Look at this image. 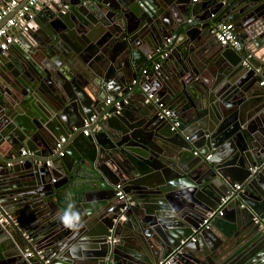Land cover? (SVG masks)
I'll return each mask as SVG.
<instances>
[{
    "label": "water",
    "instance_id": "obj_1",
    "mask_svg": "<svg viewBox=\"0 0 264 264\" xmlns=\"http://www.w3.org/2000/svg\"><path fill=\"white\" fill-rule=\"evenodd\" d=\"M37 16L0 79V116L27 113L34 134L0 131V264H264V0H65ZM221 21L244 48L217 43L218 75L192 86Z\"/></svg>",
    "mask_w": 264,
    "mask_h": 264
},
{
    "label": "built area",
    "instance_id": "obj_2",
    "mask_svg": "<svg viewBox=\"0 0 264 264\" xmlns=\"http://www.w3.org/2000/svg\"><path fill=\"white\" fill-rule=\"evenodd\" d=\"M24 0H7L5 5L0 6V55H4L9 46L14 42V35L11 32L12 27H16L19 31H25L30 28L32 25L33 18L35 16V13L39 11L40 9L44 8L48 2L52 0H26L23 4L20 5L21 2ZM69 6L67 4H64L62 6L63 9L68 8ZM2 20L4 22L2 23ZM214 37L217 39V41L224 46H229L233 48L236 51H242L244 48V44L240 41L239 36L235 32L234 26L231 22L228 21H221L218 22L214 29L211 30ZM167 53H163L158 56V61L153 63L152 69H157L160 66V61L164 59ZM148 71V68H145L143 70L144 73ZM264 81H261L260 84H263ZM110 97L106 98V102H109ZM144 102L146 103H153L155 107L159 111V115L161 117H167L171 115V109L168 107V105L165 104L163 100L156 97V95L153 92H148L145 94L143 98ZM95 116L89 117V121H94ZM87 124V121H86ZM174 126L178 125V122L173 123ZM84 135L88 134V130L83 131ZM65 142V138L61 137L56 142V149L59 150L62 145ZM22 154H33V151L31 150H25L22 149ZM59 154H62V152H59ZM46 164L49 165L50 161H46ZM264 167V162L262 164ZM252 170H255L256 167H252ZM116 197L119 200H128V196L123 192L121 189L120 184H116ZM235 188H239V184H235ZM228 199V196H225L221 198V203L225 202ZM133 202H130V204ZM127 208V204L123 206V209ZM218 213H221L220 210L217 211ZM216 212H211L208 214V216H213ZM207 221V219L204 220V223ZM255 222H259L260 219L257 217H254ZM262 226V223L260 224ZM192 240H195V238H192ZM40 254V257H42L40 251H38ZM174 253H172L170 256L165 258L164 260L160 261L158 264H168L169 259L173 256ZM25 256H32L31 251H26L24 254ZM47 260H45V263Z\"/></svg>",
    "mask_w": 264,
    "mask_h": 264
},
{
    "label": "crops",
    "instance_id": "obj_3",
    "mask_svg": "<svg viewBox=\"0 0 264 264\" xmlns=\"http://www.w3.org/2000/svg\"><path fill=\"white\" fill-rule=\"evenodd\" d=\"M60 1H65V0H52V1L48 2V4L44 8H54L55 5H56V3L60 2ZM42 9H40L39 11H37L35 13V16H34L33 21H32V25L30 26L32 29L38 28L39 25L43 26L44 24H47V20L41 21V19L39 18V16H37L38 13H41ZM3 22H4V20H2V23ZM235 32L239 36V33L236 30H235ZM21 33L22 32L18 30V32H16L14 34V42H15L16 46H13V43H12L9 46L7 52L4 55H0V59H2L3 62H4V64L7 65L6 66V69L4 70V72L0 73V79H2L3 74H5V75L8 74V71H9L8 69H11L12 67H16V60H18V58L16 56L18 55V53H20L21 48L22 49H25V46L22 44L23 42L21 43V42H18V40H17V36L18 35H21ZM207 39H208V44H205L204 47H202V51H203L202 52V62H203V59H205V63H204L205 65L203 67H201L200 70H199V72L197 73V75H195V77H194V79H193V81L191 83L192 86L197 85L200 80L204 84L207 83L205 85H210L214 81V79L216 78V76L219 73V66H218V64L212 63L213 62V57L215 56L216 52L220 49V46L217 44L219 42L214 37V35L212 34L211 31H210V34L207 36ZM248 44H249V42H246L245 43L246 46H249ZM15 47H17V48H15ZM10 49L11 50L12 49H15V52H16L15 55L16 56L14 54H12V52H11ZM206 58L208 60H206ZM156 61H158V58L157 57H156V59H155L154 62H156ZM161 61H160V64H162L165 60L164 61L161 60ZM154 62L150 63L148 65V67H150L152 69V66H153V63ZM168 63H169V66H170V63L171 62H170L169 59H168ZM171 71H172V69H171ZM167 74H168V72H165L164 73V75H167ZM8 77H10L9 74H8ZM150 92H153L155 94V91H150ZM156 96H158V95L156 94ZM108 97H110V96H108ZM159 97H161V96L159 95ZM163 100L165 101V99H163ZM165 102L167 103V101H165ZM168 106H170V105L168 104ZM171 109L173 110L172 107H171ZM4 117H6L7 119H3V120L0 119V128H1L0 131L3 130L6 125L7 126H11L12 125L11 122L14 121L15 123L19 122L20 125L24 124L23 126H25V125L27 126V127L23 128L22 131H21V133H22L23 136L28 137L29 135H32V136L34 135L33 132L31 131V129L30 130L28 129V128H30L28 124H32V123H29V120L26 121V118L29 117V119H30V116H28L27 113L19 114L18 112H16L15 109H11L10 108V109L7 110L6 113H4V114H2L0 116V118H4ZM21 117H24V118H21ZM36 128L40 130V133H43V131H45V129L43 127H41V128L36 127ZM5 136L11 137L13 140H15L17 138L16 135H15V133H13V131H7L6 134H5ZM1 140H3V136L2 135H1ZM51 143H53V140H51ZM33 149L35 150V149H37V147H34L32 145L30 150L33 151ZM8 155L11 156V153H9ZM10 158H14V156H11ZM95 176L97 178H99V176H98L97 173L94 174L93 178ZM97 187H99V185L94 186V187H90V188L94 189V188H97ZM55 200H56V202L58 204H60L57 201L56 197H55ZM12 251L15 252L14 248L12 249Z\"/></svg>",
    "mask_w": 264,
    "mask_h": 264
},
{
    "label": "trees",
    "instance_id": "obj_4",
    "mask_svg": "<svg viewBox=\"0 0 264 264\" xmlns=\"http://www.w3.org/2000/svg\"><path fill=\"white\" fill-rule=\"evenodd\" d=\"M76 179L73 181L72 185H66V186H61L60 188L57 189L56 193L54 194V198L56 197L57 201L60 203V205L64 208H70L73 204V200L71 198V193L74 194V192L77 191L76 186H78V181L81 180ZM95 179V178H93ZM96 186L95 184H91L90 187ZM82 189V188H81Z\"/></svg>",
    "mask_w": 264,
    "mask_h": 264
}]
</instances>
